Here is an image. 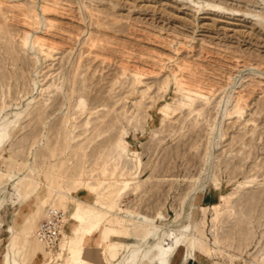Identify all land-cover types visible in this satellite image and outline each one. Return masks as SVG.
I'll use <instances>...</instances> for the list:
<instances>
[{"label":"rangeland","instance_id":"obj_1","mask_svg":"<svg viewBox=\"0 0 264 264\" xmlns=\"http://www.w3.org/2000/svg\"><path fill=\"white\" fill-rule=\"evenodd\" d=\"M7 123L0 264L57 190L60 240L77 205L126 229L98 264H139L170 231L166 264H264V0H0ZM42 246L19 263L71 264Z\"/></svg>","mask_w":264,"mask_h":264},{"label":"bare ground","instance_id":"obj_2","mask_svg":"<svg viewBox=\"0 0 264 264\" xmlns=\"http://www.w3.org/2000/svg\"><path fill=\"white\" fill-rule=\"evenodd\" d=\"M140 77L141 76L139 73L135 74L136 82H139ZM185 88L186 87H184V89ZM178 89L181 92L184 91V94H186V96H191L194 93L191 90L192 88L188 90H184L182 86H179ZM196 97L198 98V95ZM185 98L187 99L189 97H185ZM8 126H9V123L0 125V149L4 146L6 142ZM124 153L128 155L126 151H124ZM92 188L93 187L90 186V189ZM107 197L109 198V196H106V198ZM68 199L69 198L67 197V195L59 190L51 192L50 202H51L52 208L60 207V208L66 209V202ZM45 202L46 201H42L40 206L37 207L36 210H34L32 215H30V217L25 220L26 225L21 230V235L10 237V242L7 246L6 253L2 257L1 264H20L19 260H21V258L19 259L18 255H19L20 249L22 248L26 249V251L32 254H35L37 252L42 253L44 260L49 259L51 257L50 254L43 252L42 244L44 243L36 237V233H35L36 232L35 222L43 218L46 213L43 210V206ZM75 202L77 203V201ZM107 208L109 207H104L102 205H99L98 207H91L89 204L85 206L77 205L75 207L73 216L78 218L79 225L73 227L70 235H67V236L63 235L62 239L60 240L61 230L63 226V218H64V214H63L62 220H61L60 237L57 242V246L59 243V248H58V253L55 255L56 259H59L62 255L66 254V256L71 260V264H98L94 259L91 258V252L94 247H96V249L99 252L102 245L105 243V241L109 243L108 252L111 256L110 259L111 260L114 259L113 250L115 249L116 244L119 242L118 230H120V238H122L124 234L126 233V229L125 228L114 229V228H107V227L101 226L102 222L105 219V215L108 212ZM173 236L174 234L171 231L166 233L164 239L162 240L160 239V242L150 247L148 253L142 256L141 262H139V264H166L168 255L173 251L174 247L179 243L178 239L174 240L175 238ZM135 252L136 251H133L130 253L131 261H134L136 257V255L134 254ZM99 255H100V252H99ZM99 260L101 261L100 257H99ZM262 260L264 262V257Z\"/></svg>","mask_w":264,"mask_h":264},{"label":"built area","instance_id":"obj_3","mask_svg":"<svg viewBox=\"0 0 264 264\" xmlns=\"http://www.w3.org/2000/svg\"><path fill=\"white\" fill-rule=\"evenodd\" d=\"M63 213L60 210L48 208L46 215L37 223L36 237L47 248L57 245Z\"/></svg>","mask_w":264,"mask_h":264},{"label":"crops","instance_id":"obj_4","mask_svg":"<svg viewBox=\"0 0 264 264\" xmlns=\"http://www.w3.org/2000/svg\"><path fill=\"white\" fill-rule=\"evenodd\" d=\"M180 254V253H179ZM179 254L177 255V257H174L171 261V264H180V260H179Z\"/></svg>","mask_w":264,"mask_h":264}]
</instances>
